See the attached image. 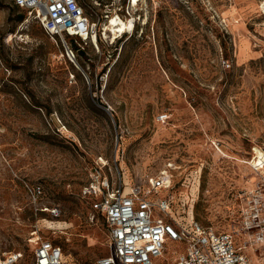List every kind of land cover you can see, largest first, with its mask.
Listing matches in <instances>:
<instances>
[{
	"label": "rangeland",
	"instance_id": "rangeland-1",
	"mask_svg": "<svg viewBox=\"0 0 264 264\" xmlns=\"http://www.w3.org/2000/svg\"><path fill=\"white\" fill-rule=\"evenodd\" d=\"M80 1L98 23L96 41L52 37L0 0L1 251L33 264L38 236L60 245L68 264L109 254L106 218L81 195L101 160L126 182L168 172L178 217L231 229L264 155L262 0ZM116 16L133 29L107 32ZM72 39L85 55H68ZM185 251L168 241L154 264ZM245 252L264 264L260 251Z\"/></svg>",
	"mask_w": 264,
	"mask_h": 264
},
{
	"label": "built area",
	"instance_id": "built-area-1",
	"mask_svg": "<svg viewBox=\"0 0 264 264\" xmlns=\"http://www.w3.org/2000/svg\"><path fill=\"white\" fill-rule=\"evenodd\" d=\"M29 19L41 24L52 37L68 36L86 43L100 37L98 23L91 20L80 0H12ZM264 9V0L261 1ZM68 55L74 51L69 50ZM164 119V117L162 118ZM118 165V159L115 160ZM106 162H97L90 171L81 195L94 212L105 216L110 253L92 264H154L164 256L168 241L186 246L175 264H252L247 247L264 255V165L253 163L258 174L254 185L237 196L238 222L227 231H218L197 222L193 215L178 217L169 191L172 176L163 172L147 183L126 182L117 166V178L107 174ZM40 194L42 188L37 186ZM168 195L161 197L162 194ZM55 217L61 210L51 211ZM237 237H246L245 244ZM33 264H68L60 245L36 236ZM22 253H5L0 249V264H18Z\"/></svg>",
	"mask_w": 264,
	"mask_h": 264
},
{
	"label": "bare ground",
	"instance_id": "bare-ground-1",
	"mask_svg": "<svg viewBox=\"0 0 264 264\" xmlns=\"http://www.w3.org/2000/svg\"><path fill=\"white\" fill-rule=\"evenodd\" d=\"M140 1L141 0H131V6L137 7ZM133 26H134L133 21H125L121 17L116 16V17H113L111 19V21H109V23L106 24L105 29L107 30V32H111L112 35H116L118 32H126V31L130 32L133 29ZM94 40L96 41V38ZM253 162L254 163L257 162L259 164L264 165V155L261 154L258 157L254 158ZM246 163H248V162H246ZM262 173L264 174V170L262 171ZM255 175H258V174L255 173ZM256 178H257V176L254 177V179H256ZM49 224L52 225V224H54V222H50ZM59 224H60V222L57 221L56 227L64 228V227H61V225H59Z\"/></svg>",
	"mask_w": 264,
	"mask_h": 264
},
{
	"label": "trees",
	"instance_id": "trees-1",
	"mask_svg": "<svg viewBox=\"0 0 264 264\" xmlns=\"http://www.w3.org/2000/svg\"><path fill=\"white\" fill-rule=\"evenodd\" d=\"M26 15H27V14H26ZM25 18H26V16H25L23 13H19V14L17 15V20H18V21H24ZM70 38H72V37H70ZM74 39H75V38H74ZM74 39L71 40V47H72V50H73L74 52H77L79 55H85L84 50H82V49L80 48V46H78V44H76V41H75ZM114 55H115V53L112 54L111 57H113Z\"/></svg>",
	"mask_w": 264,
	"mask_h": 264
}]
</instances>
